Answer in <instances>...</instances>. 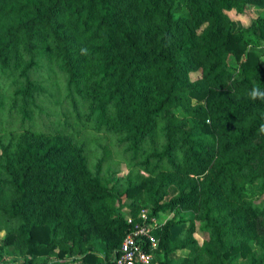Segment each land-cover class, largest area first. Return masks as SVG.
Returning <instances> with one entry per match:
<instances>
[{"label":"trees","instance_id":"1","mask_svg":"<svg viewBox=\"0 0 264 264\" xmlns=\"http://www.w3.org/2000/svg\"><path fill=\"white\" fill-rule=\"evenodd\" d=\"M252 8L249 27L228 15ZM43 69L117 138L126 176L103 175L105 147L93 168L81 133L35 125ZM254 86L264 0H0V264H115L143 209L173 214L153 264H264Z\"/></svg>","mask_w":264,"mask_h":264},{"label":"rangeland","instance_id":"2","mask_svg":"<svg viewBox=\"0 0 264 264\" xmlns=\"http://www.w3.org/2000/svg\"><path fill=\"white\" fill-rule=\"evenodd\" d=\"M261 12L262 9L252 8L245 14H237L235 11H230L228 15L240 28H243L249 27ZM32 75L33 80L39 84L38 92L35 93V106H33L35 113L32 115L35 125L46 130H51L55 127H65L68 133H81L83 141L89 144L93 168L98 161L97 157L101 155L102 147H105L104 154L107 152L110 157L104 163L103 175H106L107 170L111 174L114 171L118 172L114 181L119 177L126 176L128 169L124 163V148L117 144L115 136L96 131L94 116L90 115V112L80 104L75 105L73 99L69 96L67 83L62 79L54 86L47 83L49 76L45 69ZM45 80L47 81L46 83H44ZM14 120L19 125L20 121L16 118ZM28 125L30 126V122H28ZM126 214H128L127 211ZM1 237L2 235H0ZM197 238L202 242L200 235H197Z\"/></svg>","mask_w":264,"mask_h":264},{"label":"built area","instance_id":"3","mask_svg":"<svg viewBox=\"0 0 264 264\" xmlns=\"http://www.w3.org/2000/svg\"><path fill=\"white\" fill-rule=\"evenodd\" d=\"M172 218L173 214L150 217L148 210L143 209L140 213V223H137L134 230L124 239L115 264H153L154 252L159 246L155 231ZM128 221L133 222L131 216H128Z\"/></svg>","mask_w":264,"mask_h":264},{"label":"clouds","instance_id":"4","mask_svg":"<svg viewBox=\"0 0 264 264\" xmlns=\"http://www.w3.org/2000/svg\"><path fill=\"white\" fill-rule=\"evenodd\" d=\"M87 49H81V54H86ZM251 99H262L264 100V91H262L258 86H254L249 92ZM261 131H264V125L261 126Z\"/></svg>","mask_w":264,"mask_h":264}]
</instances>
